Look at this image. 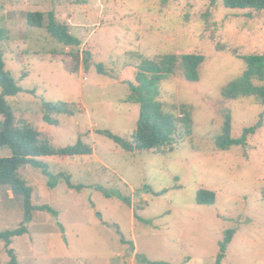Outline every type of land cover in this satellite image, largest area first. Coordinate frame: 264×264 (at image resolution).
<instances>
[{"label": "rangeland", "instance_id": "1", "mask_svg": "<svg viewBox=\"0 0 264 264\" xmlns=\"http://www.w3.org/2000/svg\"><path fill=\"white\" fill-rule=\"evenodd\" d=\"M31 12L44 13L45 26L50 12L68 25L81 57L90 55L88 66L66 73L52 54L71 49L46 29H29ZM0 28L9 37L0 42L6 69L21 90L5 98L16 119L56 148L81 141L93 149L91 156L43 160L80 192L64 179L50 190L48 178L30 166L19 171L34 207L58 213H33L28 231L13 240L19 264H216L228 231L236 234L222 264H264V106L253 97L222 96L246 70L241 57L264 55V11L230 10L223 0H0ZM191 54L205 57L199 82L170 77L158 97L166 112L189 107L191 137L162 155L126 152L100 134H135L140 107L128 102L127 83L142 59ZM43 101L67 104L74 115L52 116L59 125L50 126ZM227 115L233 138L250 128L256 133L246 146L222 152L215 141ZM10 155L0 148V157ZM202 190L216 194L215 205H198ZM23 222L21 198L0 187V233ZM11 261L0 242V264Z\"/></svg>", "mask_w": 264, "mask_h": 264}, {"label": "trees", "instance_id": "2", "mask_svg": "<svg viewBox=\"0 0 264 264\" xmlns=\"http://www.w3.org/2000/svg\"><path fill=\"white\" fill-rule=\"evenodd\" d=\"M224 6L230 10H250L263 12L264 0H223ZM48 24L45 26L46 15L42 12L27 14L26 22L29 29H46L48 34L64 48H70L69 52H54L52 58L61 63L66 73L77 74L81 66H88L90 55L83 53L81 57L78 50L81 46L80 39L74 37L68 25L58 22L54 12L47 16ZM8 33L0 28V42L8 40ZM246 64V70L241 77L232 81L223 91L222 96L226 100H238L240 98H255L264 106V55H250L241 57ZM205 62V57L199 54L191 55H162L153 59H142L137 67L134 80L127 84L131 94L129 101L140 107L138 128L130 140L114 135L109 131H100V134L109 137L122 149L129 153L154 152L168 154L173 152L176 145L189 138L193 133L192 113L188 106L179 107V115L166 112L164 105L158 101L161 83L170 77L181 75L184 80L197 83L200 80V70ZM0 148H8L11 155L0 157V187H8L13 194L21 198L24 209V222L15 230H7L0 233V242H4L8 254L11 256V264H19L17 256L12 249L13 240L21 237L27 231V225L33 220L35 211L49 212L58 216L51 207L45 205L35 208L33 205V189L20 176L19 171L30 166L41 170L48 178V188L55 190L61 180H65L70 189L80 192L83 187L71 182L70 176L54 174L47 158H77L91 156V146L78 142L67 148H56L37 128L26 121H18L11 108L5 101L6 97H14L20 93V88L13 79L12 74L6 69L3 52L0 50ZM177 107L173 106V109ZM43 121L50 126H58L59 123L52 116H72L74 111L64 103H49L43 101ZM256 133L255 128L244 131L241 138L232 137L231 117L226 120L215 141L219 151L227 152L233 147L247 145L248 137ZM198 205L213 206L216 203V194L209 191H200L197 196ZM235 231H228L220 246V254L216 264H222L228 249L233 242ZM126 242V241H125ZM134 249V245L132 247ZM139 257V256H138ZM141 264H169L165 262L152 263L148 260H140Z\"/></svg>", "mask_w": 264, "mask_h": 264}, {"label": "crops", "instance_id": "3", "mask_svg": "<svg viewBox=\"0 0 264 264\" xmlns=\"http://www.w3.org/2000/svg\"><path fill=\"white\" fill-rule=\"evenodd\" d=\"M138 254V252L135 254V256H134V258L132 259V261H134L135 259H137L138 260V256H139V254Z\"/></svg>", "mask_w": 264, "mask_h": 264}]
</instances>
